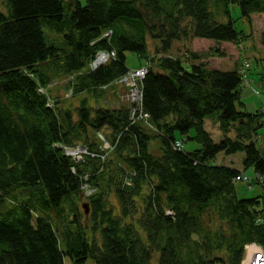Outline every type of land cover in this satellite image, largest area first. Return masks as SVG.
Wrapping results in <instances>:
<instances>
[{"label":"trees","instance_id":"obj_1","mask_svg":"<svg viewBox=\"0 0 264 264\" xmlns=\"http://www.w3.org/2000/svg\"><path fill=\"white\" fill-rule=\"evenodd\" d=\"M212 2H224L229 15L238 5L249 20L264 12V0H0V264H241L248 243L264 247V195L240 198V170L216 161L242 152L245 168L264 173V113L246 110L236 68L168 54L186 38L246 39L233 18L216 19ZM148 36L166 55L142 80V108L157 132L133 122L127 105L82 99L76 119L39 93L65 77L75 93L98 98L129 72L127 52L149 59ZM102 50L115 58L90 69ZM207 119L224 134L220 142ZM104 129L107 161L75 163L63 152L79 141L99 151L93 134ZM182 137L201 147L175 149ZM84 176L96 188L84 202L93 230L76 203Z\"/></svg>","mask_w":264,"mask_h":264},{"label":"rangeland","instance_id":"obj_2","mask_svg":"<svg viewBox=\"0 0 264 264\" xmlns=\"http://www.w3.org/2000/svg\"><path fill=\"white\" fill-rule=\"evenodd\" d=\"M84 1L85 0H83V2ZM223 6L224 2H212V10L215 11L216 19L221 23H229L230 18H233V20L235 21V27L239 31H243L245 33L246 39L239 43H216L214 40L209 39L186 38L175 41L173 43L171 52L168 54L173 58H184L185 56H187L188 52H193L199 54L200 57L195 62H207L212 68H219L223 70L236 68L240 73H243L244 71V75L247 76L244 78L242 99L246 104H248V110L259 111L264 107V12L253 14L249 20L242 16L241 8L238 5L232 4L230 6L231 15L227 14L226 10H223ZM187 23L188 21L184 22V24ZM147 40L149 45L148 60L141 59L135 52L129 51L126 53L127 66L131 71H134L138 68H147L150 71L152 60L156 59V61H158L161 57L166 56L163 55L160 49L156 52V47L160 43L159 41H154L150 36H148ZM217 49H219L221 52H225V55L222 56L220 52L217 53ZM185 58L189 59V57ZM90 67L91 69L95 68V65L91 63ZM70 81V78H55L50 84L51 88L49 87V91H47L44 87H42V89L45 90V93L47 92L49 94L53 101L56 100L59 102V107L61 109L72 111L76 119L77 108L80 105L82 99H86L89 105L102 108H117L121 105H127L131 108L132 106V101L129 97L130 87H128L126 83L122 82L121 79L116 80L115 82H113V84L105 87L101 90V92L99 91L101 95L98 98L86 92L69 93L70 87L73 88V86L69 85ZM47 106H49L48 100ZM137 118H139V116H137L136 119ZM137 121L147 126V129L156 131L154 128L152 129V126H150L149 123H146V121H143L141 119ZM205 127L211 133V136L216 143L220 142L223 139L224 134L222 133L218 125L212 123L207 119L205 121ZM108 134L109 131L107 129H104L102 131H98V133L93 135H95L97 141L101 142V144L103 145V139L104 137H107ZM191 135H194L193 131L191 132ZM179 137L181 136L179 135ZM186 138L187 137L179 138L181 142V146H179L180 149L183 148V150L190 151L199 149L201 147V145L197 142L186 140ZM101 144L99 151L96 152H103L101 150ZM151 145L154 153L160 152L161 145L159 139L155 138V140L152 141ZM83 149L85 148L83 147ZM106 150V153H109V156H111V152L113 151L112 147H107ZM109 156L106 157L105 161L110 158ZM85 157L99 159L97 157L93 158L94 154H92L90 150L87 151ZM243 160L244 154L242 152H237L234 154H225L223 152L220 153L216 158V161L219 164L231 165L234 167L236 166L241 170L240 172H245L247 175L253 176L255 173L254 168H245ZM84 161L85 160H80L77 161V163H83ZM89 178L90 177L88 176H84L83 178V187L86 186L84 191L87 197H90L91 194L96 193V188L91 184ZM236 190L240 198H255L264 195V188L261 185H254V187L250 189L247 184L243 182H236ZM84 202H86V199L84 198L78 199L76 201L81 210L82 218L85 220L90 230H93L94 228L92 229L93 226L89 221L90 209L85 208V206L83 205ZM110 202L111 205L114 206L115 211H119V203L114 193L110 194ZM95 235L98 236L99 233H96ZM66 264H72V261L68 258L66 260ZM85 264L96 263L94 259L89 258ZM218 264L225 263L221 262Z\"/></svg>","mask_w":264,"mask_h":264},{"label":"built area","instance_id":"obj_3","mask_svg":"<svg viewBox=\"0 0 264 264\" xmlns=\"http://www.w3.org/2000/svg\"><path fill=\"white\" fill-rule=\"evenodd\" d=\"M107 32L104 34V37L111 40L112 31L109 30ZM115 56H116L115 50L100 51L97 54V57L92 62L95 65V68H92V69L98 68L99 66L108 62L112 58H115ZM148 72H149V70L147 68H139V69H136L134 71L130 70L127 74L120 77V79L122 82L126 83L128 85V87H130L129 97L132 101V106L130 108L131 120L136 123L137 120L141 119L143 121H146V123H149L150 126H152L151 123L149 122V118H150L149 114L144 112L143 108H142L143 107V101H142L143 100V91H142L141 83H142V80L145 78V76L147 75ZM243 73H244V71H243ZM69 93H73V91L70 90ZM49 106H50V104H49ZM137 116H139V118L136 119ZM103 142L104 143H103L102 149H101L103 152H96V153L91 151L90 148L88 149V146H85L82 144L76 145V146H62V147L64 149L65 154L72 157L75 161L84 160L86 158L85 154L87 153L88 150H90V152L92 154H94L93 158L97 157V158L101 159L102 161H104L107 157V153H106L107 147H112V146H111L110 142L107 141L105 138L103 139ZM179 146H181V142L176 141L174 143V148L178 149ZM83 147L85 149H83ZM236 180L243 181V182L250 183V184H253V183L260 184V185L264 186V173H257L253 177H249L245 174H241V175L236 177ZM250 187L252 188L253 186H250ZM169 214H171L170 211H169ZM242 264H264V247H262L261 245H259L257 243L248 244L246 246L245 258H244Z\"/></svg>","mask_w":264,"mask_h":264},{"label":"crops","instance_id":"obj_4","mask_svg":"<svg viewBox=\"0 0 264 264\" xmlns=\"http://www.w3.org/2000/svg\"><path fill=\"white\" fill-rule=\"evenodd\" d=\"M240 65V64H239ZM235 67V66H234ZM217 69H219V68H217ZM232 69H235V68H231V69H229V70H232ZM248 82H249V80H248ZM241 98H242V95H241ZM243 100V99H242ZM246 110L248 111V112H250V113H256V112H258V111H250V110H248V104H246ZM262 110H264V107L261 109V110H259V111H262ZM244 154V153H243ZM244 157H245V154H244ZM228 166H231V165H228ZM234 167V166H233ZM234 168H236V169H238L236 166L234 167ZM238 170H240V169H238ZM241 171V170H240ZM255 172V171H254Z\"/></svg>","mask_w":264,"mask_h":264},{"label":"bare ground","instance_id":"obj_5","mask_svg":"<svg viewBox=\"0 0 264 264\" xmlns=\"http://www.w3.org/2000/svg\"><path fill=\"white\" fill-rule=\"evenodd\" d=\"M80 73H82V71H81V72L79 71L78 73L74 74V76H77V75L80 74ZM242 260H243V259H242Z\"/></svg>","mask_w":264,"mask_h":264},{"label":"water","instance_id":"obj_6","mask_svg":"<svg viewBox=\"0 0 264 264\" xmlns=\"http://www.w3.org/2000/svg\"><path fill=\"white\" fill-rule=\"evenodd\" d=\"M88 206L86 205V208H87ZM88 209V208H87ZM88 211V210H87Z\"/></svg>","mask_w":264,"mask_h":264}]
</instances>
